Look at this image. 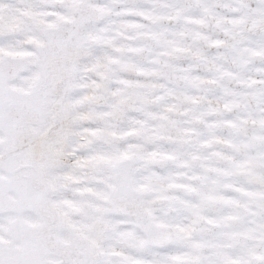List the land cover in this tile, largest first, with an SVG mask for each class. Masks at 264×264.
<instances>
[{
    "label": "snow or ice",
    "instance_id": "6c2138e0",
    "mask_svg": "<svg viewBox=\"0 0 264 264\" xmlns=\"http://www.w3.org/2000/svg\"><path fill=\"white\" fill-rule=\"evenodd\" d=\"M0 264H264V0H0Z\"/></svg>",
    "mask_w": 264,
    "mask_h": 264
}]
</instances>
